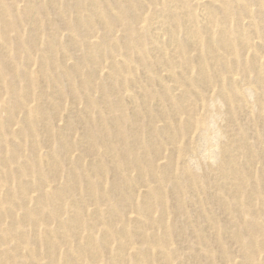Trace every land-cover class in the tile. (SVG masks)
Here are the masks:
<instances>
[{"label": "rangeland", "instance_id": "374dc122", "mask_svg": "<svg viewBox=\"0 0 264 264\" xmlns=\"http://www.w3.org/2000/svg\"><path fill=\"white\" fill-rule=\"evenodd\" d=\"M0 264H264V0H0Z\"/></svg>", "mask_w": 264, "mask_h": 264}]
</instances>
